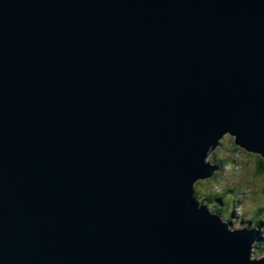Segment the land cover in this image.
I'll return each instance as SVG.
<instances>
[{
  "label": "water",
  "instance_id": "obj_1",
  "mask_svg": "<svg viewBox=\"0 0 264 264\" xmlns=\"http://www.w3.org/2000/svg\"><path fill=\"white\" fill-rule=\"evenodd\" d=\"M225 127L264 152V0H0V264H245L187 199Z\"/></svg>",
  "mask_w": 264,
  "mask_h": 264
},
{
  "label": "clouds",
  "instance_id": "obj_2",
  "mask_svg": "<svg viewBox=\"0 0 264 264\" xmlns=\"http://www.w3.org/2000/svg\"><path fill=\"white\" fill-rule=\"evenodd\" d=\"M204 171L187 179V199L197 212L213 219L229 235L254 233L247 242L245 264L264 262V152L250 148L229 128L210 136L199 153ZM200 233V225L192 228ZM217 243L210 251L217 252ZM174 264H184L176 259Z\"/></svg>",
  "mask_w": 264,
  "mask_h": 264
}]
</instances>
